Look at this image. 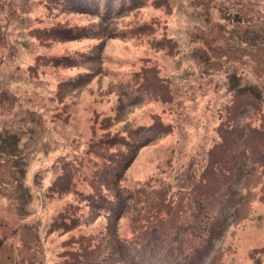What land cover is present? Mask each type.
Instances as JSON below:
<instances>
[{
    "label": "rangeland",
    "instance_id": "374dc122",
    "mask_svg": "<svg viewBox=\"0 0 264 264\" xmlns=\"http://www.w3.org/2000/svg\"><path fill=\"white\" fill-rule=\"evenodd\" d=\"M79 1L0 0V264H264V0Z\"/></svg>",
    "mask_w": 264,
    "mask_h": 264
},
{
    "label": "trees",
    "instance_id": "16d2710c",
    "mask_svg": "<svg viewBox=\"0 0 264 264\" xmlns=\"http://www.w3.org/2000/svg\"><path fill=\"white\" fill-rule=\"evenodd\" d=\"M78 0H72L73 3L77 2ZM112 1H115V0H80L79 4L75 7V10H78L81 14H90V10H91V7H97L98 8V11H99V5L103 8H105L106 6L109 5V3H111ZM130 160L127 161V163L123 164V166L120 167V169H122V171L124 169H126V167L128 166ZM121 174L117 175V173H114V177L115 176H120ZM110 185L111 186H114L115 184V179H112V181L110 182Z\"/></svg>",
    "mask_w": 264,
    "mask_h": 264
}]
</instances>
